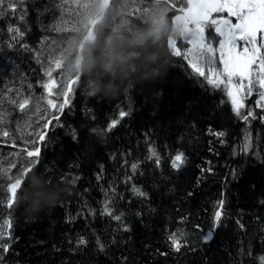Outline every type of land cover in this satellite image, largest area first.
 <instances>
[{
  "label": "trees",
  "instance_id": "trees-1",
  "mask_svg": "<svg viewBox=\"0 0 264 264\" xmlns=\"http://www.w3.org/2000/svg\"><path fill=\"white\" fill-rule=\"evenodd\" d=\"M58 2L25 0L27 48L11 41L6 25L13 20L0 17V224L10 218L13 237L0 264H257L253 257L264 255V162L253 152L264 157V125L251 122L253 148L242 153L246 125L226 95L192 73L183 55L172 54V19L186 0H112L94 40L86 43L70 104L61 115L47 114V120L60 117L47 131L40 129L44 141L22 144L19 131L27 120L9 99L29 98L30 108L37 102L44 109L48 43L74 37L78 44L84 35L73 26L54 30L64 29ZM205 37L214 44L218 39L212 28ZM128 97L131 114L99 134L121 110L129 111ZM255 102V96L246 99L242 111L260 113ZM46 119L33 117L28 124L38 129ZM38 146L36 164L20 176L9 209L6 186L24 166L14 160L16 151L21 159L24 150ZM178 153L184 163L173 168ZM106 192L119 221L101 215ZM222 199L221 226L205 243L202 230ZM172 234L180 237L178 252L170 246ZM80 236L87 245L76 244ZM242 247L253 256L241 257Z\"/></svg>",
  "mask_w": 264,
  "mask_h": 264
},
{
  "label": "snow or ice",
  "instance_id": "snow-or-ice-1",
  "mask_svg": "<svg viewBox=\"0 0 264 264\" xmlns=\"http://www.w3.org/2000/svg\"><path fill=\"white\" fill-rule=\"evenodd\" d=\"M63 3L67 4L68 0H63ZM85 6L84 3L78 5L80 11L76 13L77 19L80 17L81 11ZM172 7L175 8V4ZM179 11L183 15H177L175 18L182 22L183 40L195 46L202 54L214 58L217 51L211 44L205 43V29H214V32L219 37V63L222 64V69L213 65L211 59L209 60L207 72L198 63L189 61V66L192 73L198 77H202L207 85H210L213 89L220 90L226 95L228 101H230L231 112L246 125L243 130V141L240 151L247 154L253 148L252 133L249 127L251 122L258 120L261 125H264V0H187V7L180 8ZM26 14L25 0H0V17L11 18L13 20L12 24L6 25V31L12 34L11 41L19 44L21 48H27V45L22 43L27 32V28L24 26ZM54 30L60 32L65 29L58 27ZM12 46L13 44L9 43V47ZM169 46L174 56L183 55L185 60L188 59L187 53L182 54L181 49L176 46L174 40L170 41ZM48 63L54 64L57 70H63L62 62L58 58H53ZM45 75L48 77V80L42 84L46 93L43 98L47 104L45 111L50 109L63 114L65 107L70 104L71 93L73 92L72 86L75 85L76 81L67 79V84L63 85L58 84L57 80L52 77L51 70H46ZM257 85L258 99L255 102V106L262 109V111L256 113L251 108L246 112L242 111L245 108L244 100L247 96L253 94V88ZM127 99L129 111L121 110L119 112V119L110 121L105 129L100 130L99 134L102 135L105 132H110L119 124L120 120L131 114L132 99L131 97ZM8 102L17 105L20 112L27 115L29 98H24L19 103L15 99H9ZM53 119L59 120V116H54ZM49 123L50 121L46 119L44 126L47 127ZM90 131L93 134H97L96 129H91ZM2 135L7 137L9 133L3 131ZM71 135L74 142L79 141L75 130L72 131ZM214 135L223 136L224 133H214ZM45 136L46 134H40L39 140L44 141ZM28 142L32 143V141ZM150 151L152 156L156 157L155 162L159 163L155 150L150 149ZM24 152L27 158L24 161L27 173L36 164V161L32 158L39 156L40 149L37 147L32 150H24ZM253 155L264 162V157H261L259 151H254ZM183 163L184 156L182 153H178L172 160V167L179 168ZM11 167H16V165L11 164ZM137 167L136 163L130 165L132 172H135ZM37 171L39 172V170ZM234 173L235 170H233ZM101 178V175L97 176L98 180ZM68 179L74 183L76 178L69 174ZM128 179L130 180L131 176ZM16 183L20 182L17 181ZM133 191L139 196H146L145 192L137 188H133ZM8 192L10 195L4 206L10 209L15 202L13 183L9 184ZM105 195L106 199L101 215H107L119 221L121 215L115 214L111 207L114 203V197L110 198L107 192ZM261 203H264V201H261ZM224 205L225 201L223 199L218 202L211 224L207 226L206 230H202V239L205 243L212 240L215 230L221 226L225 215ZM10 229L11 221L9 218L5 221L4 226L0 227V262L5 259L13 243ZM169 241L171 247L177 252L180 251L182 247L180 237L172 234L169 236ZM87 243L88 241L83 236H80L76 240L77 245H87ZM95 243L101 249L104 247L99 237H97ZM239 255L241 257L245 255L252 257L253 253L251 248L244 249L242 247ZM253 260L257 264H264V255L253 257Z\"/></svg>",
  "mask_w": 264,
  "mask_h": 264
},
{
  "label": "rangeland",
  "instance_id": "rangeland-1",
  "mask_svg": "<svg viewBox=\"0 0 264 264\" xmlns=\"http://www.w3.org/2000/svg\"><path fill=\"white\" fill-rule=\"evenodd\" d=\"M105 0H68V3L65 4L63 3V0H59L56 6V10L58 12V19H59V24L62 28L67 30V28L71 29L72 26L74 28V31L80 32V33H85L95 18V14L99 12L101 9L103 3ZM84 3L86 6L83 8L81 11L80 17L77 19L76 13L80 11L78 5ZM122 3L120 4V8L122 7ZM177 15H183L181 12H177L176 15H174L172 19V35L169 38V44L170 41H175L176 46L180 48L179 46V41L177 42L178 38L181 39L183 47L181 51L183 53H187L188 59L187 62L189 64V61L198 63L201 67H204L206 72H207V67L209 66V60L211 59V62L213 65H215L217 68L222 69V64L219 63V47H218V41L219 37L214 44L212 41H208L205 37V43L206 44H211L216 51V56L214 58H210L206 54H202L199 49H197L195 46L192 44H188L185 42L182 38L183 35V27H182V22L177 20L175 16ZM226 15V14H225ZM191 27V25H189ZM216 34V33H215ZM217 35V34H216ZM170 47V46H169ZM77 48V42L76 39L73 38H64L60 40L58 43H51L49 42L45 52H44V60L49 61L53 58H58L62 62V67L63 70H57L55 69L54 64H47L46 70H51L52 71V77L57 80L58 84H67V79H70L74 73V59H75V51ZM171 49V48H170ZM172 50V49H171ZM239 50V49H238ZM83 62H85L83 60ZM46 76V75H45ZM47 80L48 77L46 76ZM59 90V89H58ZM45 92V90H44ZM258 85L253 88V94L251 96H247L246 99L251 98L252 96H255L256 100L258 99ZM46 94V93H45ZM55 99V98H54ZM245 99V100H246ZM244 100V104H245ZM59 102V101H57ZM47 107L46 100H45V107L41 105H38L37 102L34 103V105L30 108L28 106V113L27 115H24L23 118H25L27 123L21 124L22 129L19 131L20 135L23 137L22 144L24 145H30L33 146L34 142L39 139V134H40V129L45 127V122L40 124L38 126V129L35 128V125H30L28 124L33 117L38 123L42 121L43 119H46L48 117L47 114L55 113L53 110H48L45 111V108ZM53 111V112H52ZM44 114V116H43ZM43 116V118H42ZM22 117V116H21ZM33 122L35 120L33 119ZM28 141H32V143H29ZM28 150H32L28 149ZM18 152L16 151V154L14 156V160L17 162L21 161V164H24V161L27 159L25 154L21 157L20 159V154H17ZM3 157L0 158V161H3ZM33 159V158H32ZM34 160V159H33ZM5 163V162H4ZM9 167V166H8ZM7 167V168H8ZM3 169L6 168L5 165L2 167ZM6 168V169H7ZM26 166H23V169L16 168V173L11 176V181L7 184V192H8V186L10 183H13V190H14V196L15 192L19 186L20 183H16L17 181L20 182L21 178L20 176L24 173ZM5 170V169H4ZM10 195V193L8 192ZM3 224H0V227H2Z\"/></svg>",
  "mask_w": 264,
  "mask_h": 264
},
{
  "label": "water",
  "instance_id": "water-1",
  "mask_svg": "<svg viewBox=\"0 0 264 264\" xmlns=\"http://www.w3.org/2000/svg\"><path fill=\"white\" fill-rule=\"evenodd\" d=\"M110 2H111V0H106L104 2L103 6L101 7L99 16L91 23L88 31L85 33L83 38L78 43L77 52H76V56L74 59L75 75L71 78L75 81L81 76V72L83 69L85 44L87 42H92L94 40L95 27L101 23L102 19L104 18L105 14H106V11H107V8L109 7ZM186 4H187V0H186ZM33 158H36V157H33Z\"/></svg>",
  "mask_w": 264,
  "mask_h": 264
},
{
  "label": "bare ground",
  "instance_id": "bare-ground-1",
  "mask_svg": "<svg viewBox=\"0 0 264 264\" xmlns=\"http://www.w3.org/2000/svg\"><path fill=\"white\" fill-rule=\"evenodd\" d=\"M118 1V0H117ZM158 1V0H157ZM129 2V1H128ZM175 2V1H174ZM177 3V2H176ZM181 3V2H180ZM111 5V4H110ZM110 7V6H109ZM109 9V8H108ZM116 9H117V7H116ZM110 11V10H109ZM120 11V10H119ZM121 12V11H120ZM124 13V12H123ZM106 14H108V13H106ZM126 14V13H125ZM168 14V13H167ZM123 17V16H122ZM121 17V18H122ZM136 17H137V15H136ZM139 17V16H138ZM160 17V16H159ZM107 21L109 20V19H106ZM104 21V20H103ZM164 23H165V21H164ZM112 25H114V24H112ZM103 26V25H102ZM105 26V25H104ZM110 29V28H109ZM111 29H112V27H111ZM115 29V28H114ZM144 35V34H143ZM87 48V47H86ZM85 56V55H84ZM44 100V99H43ZM43 116H44V114H43ZM1 165V164H0ZM1 169V168H0ZM1 172V171H0Z\"/></svg>",
  "mask_w": 264,
  "mask_h": 264
},
{
  "label": "flooded vegetation",
  "instance_id": "flooded-vegetation-1",
  "mask_svg": "<svg viewBox=\"0 0 264 264\" xmlns=\"http://www.w3.org/2000/svg\"><path fill=\"white\" fill-rule=\"evenodd\" d=\"M49 119H52V120H53V117H51V118H49ZM52 120H51V121H52ZM49 125H50V124H48V126H47L46 128H48V127H49Z\"/></svg>",
  "mask_w": 264,
  "mask_h": 264
}]
</instances>
